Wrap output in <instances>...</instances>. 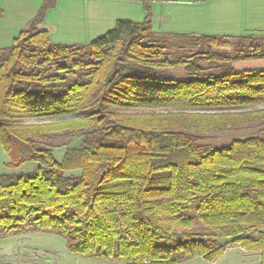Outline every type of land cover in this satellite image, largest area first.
I'll use <instances>...</instances> for the list:
<instances>
[{"label":"trees","instance_id":"obj_1","mask_svg":"<svg viewBox=\"0 0 264 264\" xmlns=\"http://www.w3.org/2000/svg\"><path fill=\"white\" fill-rule=\"evenodd\" d=\"M55 1L0 56L6 165L38 164L0 173V238L54 233L75 255L126 264H210L236 246L264 264V68L232 66L264 50L211 53L221 37L203 35L187 77H168L182 62L152 40L151 0L142 22L120 19L84 46L37 29ZM238 131L249 133L206 142Z\"/></svg>","mask_w":264,"mask_h":264},{"label":"crops","instance_id":"obj_2","mask_svg":"<svg viewBox=\"0 0 264 264\" xmlns=\"http://www.w3.org/2000/svg\"><path fill=\"white\" fill-rule=\"evenodd\" d=\"M42 3L43 0H0V56ZM150 14L151 38L163 44L167 38L207 35L238 39L264 35V0H151ZM145 16L143 0H56L37 29L47 32L50 44L84 46L112 29L120 19L142 22ZM232 66L236 70L264 68V58L239 60ZM192 259L195 258L188 260Z\"/></svg>","mask_w":264,"mask_h":264},{"label":"rangeland","instance_id":"obj_3","mask_svg":"<svg viewBox=\"0 0 264 264\" xmlns=\"http://www.w3.org/2000/svg\"><path fill=\"white\" fill-rule=\"evenodd\" d=\"M197 38H167L164 44V55L162 58L170 61H180L182 63L167 68L164 72L165 76L174 78H185L187 72L181 64L185 66L188 61L189 53L197 50ZM258 46L260 50H264V35H249L239 39L220 38L211 49L212 52L223 53L227 56H234L238 49ZM206 48V45L203 46ZM201 66H215V61L201 60L198 62ZM26 122H35L29 120ZM249 131H238L235 133L213 134L206 142L214 147L225 146L230 143L233 138L247 135ZM55 144L64 142L62 138H55ZM65 146L59 145L52 149L54 157L60 161L63 158ZM8 156L0 147V173L6 174H23L31 172L37 163L27 162L17 168H9L6 163ZM70 174V173H67ZM29 233V234H28ZM24 237L7 236L0 238V264H124L121 260H106L99 258H91L78 256L71 253L66 247V241L63 237L48 232H27ZM23 235V234H22ZM20 235V236H22ZM228 240H220L224 242ZM236 246L227 248L224 253L213 263L210 264H259L257 252H241ZM179 264H206L202 258H196L181 262Z\"/></svg>","mask_w":264,"mask_h":264}]
</instances>
